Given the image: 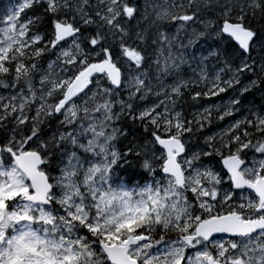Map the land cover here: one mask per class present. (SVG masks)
<instances>
[{
    "label": "snow or ice",
    "instance_id": "6c2138e0",
    "mask_svg": "<svg viewBox=\"0 0 264 264\" xmlns=\"http://www.w3.org/2000/svg\"><path fill=\"white\" fill-rule=\"evenodd\" d=\"M0 90V264H264V0H19Z\"/></svg>",
    "mask_w": 264,
    "mask_h": 264
},
{
    "label": "trees",
    "instance_id": "16d2710c",
    "mask_svg": "<svg viewBox=\"0 0 264 264\" xmlns=\"http://www.w3.org/2000/svg\"><path fill=\"white\" fill-rule=\"evenodd\" d=\"M15 1L17 0H0V13L4 12L7 8H10L12 7L14 4H15ZM146 2V0H145ZM37 14H42V13H37ZM29 15H31V13H29ZM47 24V17L44 18V23L41 25V31H44L45 30V25ZM207 47V45H204V47ZM189 75H191V73L189 72ZM231 92L227 93V94H230ZM227 94H223L222 97ZM246 95V99L243 101V105H244V109H247V108H250L252 107L253 105H255L257 108L262 105V94L258 91H255L253 90L251 94H245ZM253 95V96H251ZM218 99H222V98H215L214 101L218 100ZM260 99V100H259ZM195 101H193L191 99V96L186 94L183 101H182V104H183V110L185 111L186 114H191L192 113V109L190 107H187V105L189 103H193ZM249 102V103H247ZM197 104H207L205 101H197ZM242 113L244 115H247V112L244 111L243 109L241 110ZM215 114V113H214ZM227 127V123L225 125H213L211 127V131L213 132L215 128H217V130L220 132V130L222 128H226ZM141 135L140 132L138 131H134L133 132V136H129L128 137V140H132L133 137H136V138H139V136ZM198 135V134H197ZM196 135V136H197ZM128 140H124L123 141V144L126 145L128 143ZM196 142V145L198 147L199 144H202L203 142V136H199V137H196L194 139H192V143H195ZM132 171H136V169H133Z\"/></svg>",
    "mask_w": 264,
    "mask_h": 264
},
{
    "label": "rangeland",
    "instance_id": "374dc122",
    "mask_svg": "<svg viewBox=\"0 0 264 264\" xmlns=\"http://www.w3.org/2000/svg\"><path fill=\"white\" fill-rule=\"evenodd\" d=\"M0 94H2V91L1 90H0ZM192 146L193 147H197L196 142L195 143H192Z\"/></svg>",
    "mask_w": 264,
    "mask_h": 264
},
{
    "label": "bare ground",
    "instance_id": "6f19581e",
    "mask_svg": "<svg viewBox=\"0 0 264 264\" xmlns=\"http://www.w3.org/2000/svg\"><path fill=\"white\" fill-rule=\"evenodd\" d=\"M206 47V46H205ZM251 96H253V95H251ZM260 100V99H259ZM247 103H249V102H247Z\"/></svg>",
    "mask_w": 264,
    "mask_h": 264
}]
</instances>
